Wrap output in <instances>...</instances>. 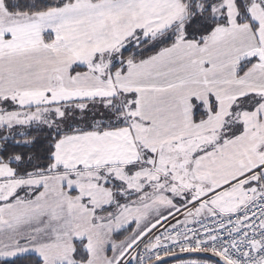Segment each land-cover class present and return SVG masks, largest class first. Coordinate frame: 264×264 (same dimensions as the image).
I'll use <instances>...</instances> for the list:
<instances>
[{"label": "snow or ice", "instance_id": "obj_1", "mask_svg": "<svg viewBox=\"0 0 264 264\" xmlns=\"http://www.w3.org/2000/svg\"><path fill=\"white\" fill-rule=\"evenodd\" d=\"M0 264H264V0H0Z\"/></svg>", "mask_w": 264, "mask_h": 264}]
</instances>
